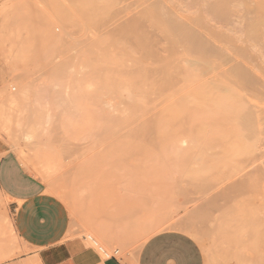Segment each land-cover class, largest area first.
<instances>
[{
	"label": "rangeland",
	"instance_id": "obj_1",
	"mask_svg": "<svg viewBox=\"0 0 264 264\" xmlns=\"http://www.w3.org/2000/svg\"><path fill=\"white\" fill-rule=\"evenodd\" d=\"M202 1L0 0V141L121 255L150 230H181L206 264H264V127L233 118L212 73L198 79L221 24L206 8L198 30Z\"/></svg>",
	"mask_w": 264,
	"mask_h": 264
},
{
	"label": "crops",
	"instance_id": "obj_2",
	"mask_svg": "<svg viewBox=\"0 0 264 264\" xmlns=\"http://www.w3.org/2000/svg\"><path fill=\"white\" fill-rule=\"evenodd\" d=\"M0 199L10 218L0 220V264H206L200 243L181 230L153 234L136 255L104 257L66 203L1 141Z\"/></svg>",
	"mask_w": 264,
	"mask_h": 264
},
{
	"label": "bare ground",
	"instance_id": "obj_3",
	"mask_svg": "<svg viewBox=\"0 0 264 264\" xmlns=\"http://www.w3.org/2000/svg\"><path fill=\"white\" fill-rule=\"evenodd\" d=\"M231 1L232 0H213V1H211V3H207L206 2L207 5L205 6V4H204L205 7L202 4L199 6L200 7V13H198L199 14L198 15L199 16L198 19L201 20V21L199 20L201 24L199 23V21H197V23L199 24V27L201 26L200 28H202L204 26V23H205L204 20H206V18H205L206 15L205 14L208 11L211 12V13L210 12L209 13H210V15L212 14V19L214 18V20H212V21H215V23H216V20H217V22H219V19H220L219 23H221V24L216 23V24H219V27L215 24L217 26V28H216V26H215V28H212L211 27L212 25L210 26L211 29L216 32V35H215V32L212 31V32H214L213 40L215 42V43L214 42L213 43H214V45H216L215 48H213L214 47L213 46L212 49H211L212 51H213V49H215V51H213V54H212L213 56L210 55V54L206 55V52H200L199 56L197 55L198 56V58H197L198 60L197 61H199V64H200L199 70H201L200 75L198 76V79H199V77L200 78L206 77V75L208 73L210 75L212 73V75H211L212 79L211 80L213 82V88L212 87L211 88L216 94L218 93V94H226V96L228 95L229 101L231 102V103L229 102L230 103L229 107L231 109L230 111L233 112L232 114L234 115L233 118H235L236 120L239 119L238 122L242 123L246 127L247 126H252V128H253V126L255 124H258V125H255V126H259V127L263 128L264 127V125H263L264 121H260V117H262V115H260L259 118L257 117L259 120L258 119L254 120V116H253V115H255L254 112H256L257 109L260 110V106H261L262 102L259 103L260 100L258 101L256 99H254L256 101L252 100V95H255V92L261 93L263 91V93H264V86L260 87L258 85L259 87H257V85H256V87H255V84H254L255 82L259 81L260 79H263V81H264V62L261 64L260 62H262V61H260V60H258L256 58L257 56L261 55V52H263L264 49H263V51L260 50L261 52L258 49L260 54L257 55L256 53H254L255 51L254 52L252 51L253 48L251 47V45L252 44L255 45V43H253V42H255L257 40V39L255 40V38H258L259 35L264 33V0H241L243 2V4H244V7L242 8V11H239V13L240 12L241 13L238 14V19H237L238 22H235L234 19H233L234 21H232L231 19L228 20V21L224 20V19L227 20V16H230V14H231V12H230L229 15H226V14H228L229 11H232V10H230L231 9L230 5L233 4V3H231ZM234 1L240 2V0L239 1L234 0ZM202 2H204V0ZM242 2H240V5H241ZM206 8L209 9V10H207ZM205 9L207 10L206 12H205ZM234 9H236V8H234ZM224 11H226L227 13L225 14ZM232 14H234V13H232ZM224 16H226V17L224 18ZM206 17H208V16H206ZM217 18H219V19H217ZM196 20H197V18H196ZM229 21H230L231 25L228 24ZM202 22H204V23H202ZM176 27L173 26V28H176ZM199 27H198V30H203L205 28V27H203L202 29H199ZM207 28H208V26H207ZM171 30H172V27H171ZM229 30H231V32L233 31V33H235L236 31L238 32L240 30L239 32H241V34L238 32L240 35L235 33L236 37L237 36L241 37V39H240L241 41H239L240 43H237V40H238V37H237V40H235L236 42L234 41L235 45L232 44L233 43L232 39H235V36L232 35V33ZM203 34H199V35L202 36ZM262 36H260L261 37L260 39H262ZM203 37L204 36H202V38ZM263 39H264V37H263ZM261 41H263V40H261ZM258 42L259 41H257L256 44ZM203 43L205 45H207V43H205V40H203ZM263 43H264V41H263ZM260 45H261V43H260ZM260 45H259V47H260ZM203 48H202V50L205 51V49H203ZM222 49L224 51H226L225 52V54H226L225 57H223L224 54H223V50ZM206 51L208 53H210V50L209 51L206 50ZM259 57H261V56H259ZM255 58L258 61L255 60ZM205 80L211 81L210 78L209 79L208 78L204 79L203 80V84H204ZM209 81H208V83H209ZM201 86H203V85H201ZM249 96L251 97V99H250ZM248 98L250 100H248ZM257 114H258V112H256V115ZM259 123L260 124L262 123V124L259 125ZM261 169L262 168H258L257 169V172L255 173V174H257V176H258L259 173H261V171L258 172ZM254 171H256L255 168H254ZM156 230L157 229H155V231ZM150 231H149V234H146V237H144L145 239L143 240L142 245L145 243V241L150 236H152L153 234L157 233V232H154L152 230H150ZM142 245H141V247H142Z\"/></svg>",
	"mask_w": 264,
	"mask_h": 264
},
{
	"label": "built area",
	"instance_id": "obj_4",
	"mask_svg": "<svg viewBox=\"0 0 264 264\" xmlns=\"http://www.w3.org/2000/svg\"><path fill=\"white\" fill-rule=\"evenodd\" d=\"M87 240L95 246L99 252L104 256V257H110V256H120L121 255V250L119 247H112V248H107L104 245L100 244L99 240L92 234L86 235Z\"/></svg>",
	"mask_w": 264,
	"mask_h": 264
}]
</instances>
